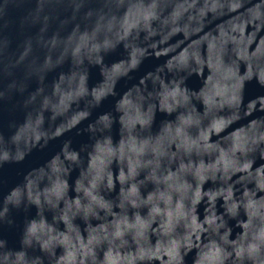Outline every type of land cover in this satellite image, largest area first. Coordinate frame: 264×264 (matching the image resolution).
I'll use <instances>...</instances> for the list:
<instances>
[{"label": "water", "instance_id": "obj_1", "mask_svg": "<svg viewBox=\"0 0 264 264\" xmlns=\"http://www.w3.org/2000/svg\"><path fill=\"white\" fill-rule=\"evenodd\" d=\"M237 2L0 0V264L264 257V0Z\"/></svg>", "mask_w": 264, "mask_h": 264}, {"label": "clouds", "instance_id": "obj_2", "mask_svg": "<svg viewBox=\"0 0 264 264\" xmlns=\"http://www.w3.org/2000/svg\"><path fill=\"white\" fill-rule=\"evenodd\" d=\"M223 6L230 12H236L238 9L242 8L241 3L237 2V0H224ZM246 7V6H245ZM134 66V65H133ZM189 67L191 68V74L195 75L197 71L201 70V61L198 58H192L189 60ZM181 76L185 75V72L180 73ZM174 87L176 90L173 92V95L178 96L179 95V88L176 86H171ZM238 87V81H228V88H229V93L234 95L235 88ZM100 98L97 97V100ZM192 103H196V100L193 99ZM235 110V109H233ZM219 115V114H218ZM208 122L203 121L200 124L201 128L207 127ZM216 131H219V127L215 129ZM212 129L209 128V132H211ZM120 165L123 166L124 159L123 157H120ZM117 161V157L113 155L109 162L112 164H115ZM250 165L248 163H243L242 168H238V170L242 171H247ZM227 171L224 170L223 174V179L227 178ZM216 176L218 179L221 178V170L218 167V171L216 172ZM204 177L200 176L199 180L203 181ZM121 180H124V173H121ZM108 185L111 187L112 186V181L111 179L108 180ZM95 186V185H94ZM135 191V189H133ZM197 196H199V192L197 193ZM195 204V200H189V199H184L181 202V207L187 210L191 205ZM191 220V230H195L196 233H199L201 230V225H199L196 222V217L195 215H192L190 217ZM187 222V220L185 221ZM261 224H264V219L261 220ZM208 231L210 234V237L216 241L219 242V237L214 235V225H208ZM262 232H264V228L261 229ZM122 236L121 232L116 233V237L119 238ZM262 240H264V237H262ZM114 244H119L120 240L115 239L113 240ZM232 246H229L227 244H221L220 246H217V244H213L211 246V255H209V252L206 249H201L200 250V255L199 258L196 259L195 264H237V261L241 260L244 256V248L242 247L239 251L233 253L231 250ZM253 251H257L258 248L256 245L252 246ZM184 251V245L183 242L181 243H173L172 245L169 246L168 248V255H167V264H186V259L182 255V252ZM233 256H235V260H233ZM97 256L94 252L89 253L85 252L84 257L82 260L79 261V264H97ZM256 264H264V257L257 258Z\"/></svg>", "mask_w": 264, "mask_h": 264}]
</instances>
